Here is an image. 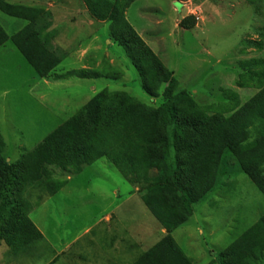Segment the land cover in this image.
Masks as SVG:
<instances>
[{"label":"rangeland","instance_id":"obj_1","mask_svg":"<svg viewBox=\"0 0 264 264\" xmlns=\"http://www.w3.org/2000/svg\"><path fill=\"white\" fill-rule=\"evenodd\" d=\"M5 1L51 13L53 44L68 53L50 76L39 79L12 43L0 49V131L9 163L16 164L34 151L106 89L126 92L154 108L163 103L162 98L152 99L143 91L127 52L111 39L109 23L95 21L83 0ZM126 18L174 74L176 91L192 94L202 109L213 113L233 106L231 94L243 106L258 93L254 88L239 89L237 82L243 74L241 63L264 60V0H140ZM0 26L12 37L26 23L0 12ZM259 44L263 49L257 48ZM81 69L103 77L55 80ZM113 75L119 77L110 78ZM53 174L57 181L68 182L67 186L53 196L35 192L28 197L29 218L45 238L43 246L52 253L40 246L38 254L16 259L6 255L9 249L2 243L0 264H59L58 259L51 261L57 253L76 252L77 246L68 249L73 241L87 231L102 233L107 217L117 220L115 226L123 239H129L132 232L141 233L147 219L161 225L144 204L142 188L128 182L107 159L86 167L78 176L70 177L59 169ZM263 217V194L227 153L215 189L194 207L179 243L194 264L219 263V254Z\"/></svg>","mask_w":264,"mask_h":264},{"label":"trees","instance_id":"obj_2","mask_svg":"<svg viewBox=\"0 0 264 264\" xmlns=\"http://www.w3.org/2000/svg\"><path fill=\"white\" fill-rule=\"evenodd\" d=\"M83 1L95 21L109 23L110 37L127 52L143 91L163 103L154 108L126 92L101 91L16 164L5 157L0 131V244L8 247L11 258L38 254L46 240L29 218L28 197L35 192L53 196L67 186L54 178V169L78 176L107 159L128 182L142 188L144 204L168 233L135 264H193L172 234L213 192L227 153L264 196V60L241 63L243 74L237 82L239 89L254 88L258 93L243 106L231 94L227 97L234 105L212 113L199 107L192 94L176 91L174 74L127 21V11L140 0ZM0 12L26 23L12 37L0 26V49L12 43L39 79L50 76L67 59L68 53L53 44L51 13L5 0H0ZM102 77L81 69L55 80ZM218 260L210 264H263L264 217Z\"/></svg>","mask_w":264,"mask_h":264},{"label":"crops","instance_id":"obj_3","mask_svg":"<svg viewBox=\"0 0 264 264\" xmlns=\"http://www.w3.org/2000/svg\"><path fill=\"white\" fill-rule=\"evenodd\" d=\"M148 221L147 219L145 223L146 227L140 229L141 233L133 235L132 232V234L129 235V239H123L119 235L120 233L117 232L115 226L117 220L112 217H107L102 233L87 231L81 239L74 240L68 248L73 249L77 246L78 249L76 252L68 250V256H62V253L59 252L51 261L54 262L58 259L59 264H135L149 250L157 246L168 234L161 225L150 224ZM181 229L182 228L175 231L172 237L183 251L179 243L181 239ZM80 241H82L81 244ZM191 244H194V241ZM183 252L193 262L188 256L189 254L185 251Z\"/></svg>","mask_w":264,"mask_h":264},{"label":"water","instance_id":"obj_4","mask_svg":"<svg viewBox=\"0 0 264 264\" xmlns=\"http://www.w3.org/2000/svg\"><path fill=\"white\" fill-rule=\"evenodd\" d=\"M185 14H186V11L184 12V16H185Z\"/></svg>","mask_w":264,"mask_h":264}]
</instances>
